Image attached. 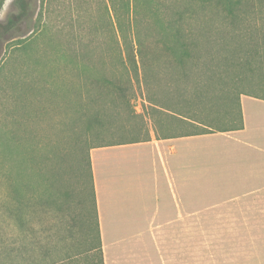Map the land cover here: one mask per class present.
<instances>
[{"label": "rangeland", "instance_id": "obj_1", "mask_svg": "<svg viewBox=\"0 0 264 264\" xmlns=\"http://www.w3.org/2000/svg\"><path fill=\"white\" fill-rule=\"evenodd\" d=\"M34 5V17L41 14V21L45 22V31L47 29V34L52 36L53 41L48 44L47 36L34 41L31 48L37 43L38 48L48 47L49 50L58 52L64 47L106 52L115 49L123 53L126 48H131L135 54L139 50L141 53L145 50L150 53L152 49L159 51L154 43V36L146 29L150 21L154 22L153 14L138 17V20L143 19V22L138 25L139 31H135L136 26L128 14L119 11L116 19L108 11L106 0H35ZM14 10L13 0H0V20H5ZM38 29L39 22L22 24L18 31L20 37L15 36L7 41L0 55V97L5 90L7 94L12 93L14 81L18 76L25 75L28 71L27 65L31 64L30 57L25 52L16 60L14 54L18 51L16 47L14 48L13 40L16 38L30 40L38 33ZM11 34H17V30L12 29ZM43 62L46 63L42 60V65ZM52 65L53 68H58L61 64L57 60L52 62ZM138 65L139 75L133 79V98L129 106L140 116L129 119L127 116L131 114L123 109L124 106H112L110 101L114 96H105L104 99L108 102L105 114L109 119L115 117L113 124L122 122L129 125L133 121H142L143 126L151 130L154 123L158 122L159 116L166 115L167 120L174 117L172 121L176 122V132L194 130V126L177 121L179 113L184 114V117L218 120V123L215 122L217 125L212 124L216 128L236 122L238 118L236 102L228 101L225 95L206 93L202 103H195L192 106L193 108L196 105L197 112L179 109L176 104L178 93L174 90L176 87L173 86L170 68L159 61H153L151 64L140 62ZM253 78L255 82L253 86L248 82L238 83V90L245 92L242 94L259 93V86L264 82V71L256 73ZM45 80L46 78H43L41 81ZM50 82L54 85L42 90L40 97L35 99L34 93L24 96L25 128L29 132L24 144L27 146V153L34 161H38L36 168L44 165V175H48L52 164L66 186L77 188L78 163L85 157L87 147L98 144L101 140L115 141L135 136L128 132L96 139L91 131L85 134L84 115L90 114L93 108L88 96L81 97L79 93H82L81 80L73 76H62L51 79ZM180 86L181 97L189 99L191 89H186L183 81ZM12 99L13 101L9 100L11 113L8 127L17 133L18 103ZM16 133L15 143L10 141L5 145L8 163L6 172L3 174V169H0V264L3 262L8 264L9 258L15 255L13 244L18 231L14 225H19L16 220L4 219L3 210L9 206L21 209V214L28 218L24 240L45 241L44 234L54 228L53 232L58 233L54 240L60 238L58 241L62 243L64 241L62 236H65L72 244H84L82 235L69 220L64 205H61L62 209L58 211L47 204L44 180L41 189L36 185L37 170H32L25 166V163H21ZM30 134L34 135V139H29ZM80 136L83 141H79ZM218 140V137L203 139L206 152L202 155V163L200 155L196 153V148L199 149L201 144L194 146L192 166L194 196L197 192H208L207 201L204 197L203 200L196 201L195 198L194 201L199 205L194 204V209L197 207L199 211L193 215L194 264H264V192H255L251 195L249 192H238L244 190L237 185L241 175L240 166L234 160L226 161V157L218 152L221 149L219 144L217 145ZM82 143L85 148L80 153ZM231 154L233 155V152ZM230 159H234V156ZM16 174H19V177L24 176L22 178L30 182L31 189H35L12 192V184L15 183L13 177L16 179ZM39 235L41 237H37ZM55 251L61 252L60 248ZM36 252L44 253L43 250Z\"/></svg>", "mask_w": 264, "mask_h": 264}, {"label": "trees", "instance_id": "obj_2", "mask_svg": "<svg viewBox=\"0 0 264 264\" xmlns=\"http://www.w3.org/2000/svg\"><path fill=\"white\" fill-rule=\"evenodd\" d=\"M34 2L35 0H13L15 10L9 13L5 20H0V55L7 41L19 36L18 31L22 24L29 25L31 22L40 24L38 33L30 40L25 38L13 40L14 48L16 47L18 51L14 54L16 60L25 52L28 53L26 55L30 57L31 64L27 65L26 74L18 76L14 81L12 93L7 94L5 90L0 97V169H3V174L6 172L8 163L5 145L10 141L14 142V133H16L8 127L11 113L9 100L13 101L14 98L18 103L19 112L16 145L21 155V163H25V166H29L32 170H37L36 185L41 189L44 180L47 188V204L58 211L62 209L61 205H64L69 220L82 235L84 244H72L65 236H62L64 239L61 240L62 243L58 241L60 238L54 240L58 237L57 231L53 232L54 228L44 234L45 241L24 240L28 218L21 214V209L9 206L3 210V217L7 221L16 220L19 226L14 225L18 231L16 246L15 243L13 244L15 255L7 262L8 264H104L90 148L146 140L150 135V130L143 126L142 121L131 120L133 122L129 125L122 122L113 124L115 117L109 119L105 114L108 102L104 97L114 96L110 101L112 106H124L123 109L131 114L127 116L129 119L133 116L139 117L140 114L129 106L133 98V79L138 78L139 75L138 64L159 61L171 70L173 86L176 87L174 90L178 93L176 104L179 109L197 112L196 105L193 108L192 106L195 103H202L208 92L225 95L228 101H235L238 108L236 122L222 128L212 126L218 123V120L213 118L209 121L207 118L184 117V114L179 113L177 117L180 119L178 118L177 121L194 126V130L181 131L177 134H200L242 128L240 95L245 92L238 90V83L248 82L253 86L255 84L253 76L264 71V0H106L108 11L116 19L119 11L128 14L133 25L136 26L135 31H139L138 25L143 22V19L138 20V17L146 14L154 15V22H148L146 29L154 36V43L159 51L152 49L150 53L146 50L141 53L139 50L136 54L131 48H126L124 53L115 49L106 52L69 47H64L58 52L49 50L48 47L38 48L37 43L31 48L34 41L47 36L48 44L53 41L52 36L47 34V29L45 31V22L41 21V14L34 17ZM12 29L17 30V34L10 35ZM42 60L46 61L43 65ZM57 60L61 65L53 68L52 62ZM62 76H73L81 80L82 93H79L81 97L88 96L87 98L90 99L88 101L93 110L90 114H83L86 121L85 134L91 131L96 139L128 132L135 136L115 141L101 140L100 143L87 147L85 157L78 163L77 188L66 186L51 163L48 175H44V165L36 168L38 161H34L27 153V146L24 144L29 133L25 128L24 96L34 93L38 95H35V99L40 97L42 90L54 85L50 82L51 79ZM43 78H46L44 82L41 81ZM182 81L186 89H191L189 99H184L180 95ZM259 89V93L246 94L264 97V82L260 84ZM154 124L157 125V122ZM29 139H34V135L30 134ZM79 139L83 141L81 136ZM82 144L79 148L80 153L85 148L84 143ZM22 177H19V174H16V179L13 177L15 183L12 184V192L35 189H31L30 182ZM59 248L61 252L55 251ZM37 250H43L44 253L39 254Z\"/></svg>", "mask_w": 264, "mask_h": 264}, {"label": "crops", "instance_id": "obj_3", "mask_svg": "<svg viewBox=\"0 0 264 264\" xmlns=\"http://www.w3.org/2000/svg\"><path fill=\"white\" fill-rule=\"evenodd\" d=\"M240 109V129L181 135L162 115L149 139L90 148L104 264H194V201L208 197L193 192L203 139L218 137V152L240 166L238 192H264V97L241 94Z\"/></svg>", "mask_w": 264, "mask_h": 264}]
</instances>
